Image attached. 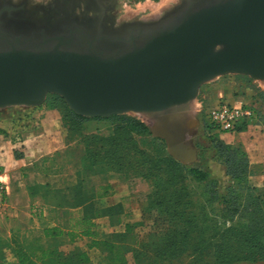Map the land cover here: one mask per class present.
<instances>
[{"label": "water", "instance_id": "95a60500", "mask_svg": "<svg viewBox=\"0 0 264 264\" xmlns=\"http://www.w3.org/2000/svg\"><path fill=\"white\" fill-rule=\"evenodd\" d=\"M26 4L0 0V110L56 95L83 118L153 116L151 134L180 158L187 147L171 125L203 84L227 75L264 82V0H186L153 24L118 31L104 27L100 0L84 16L88 27L70 12L51 30L34 25Z\"/></svg>", "mask_w": 264, "mask_h": 264}, {"label": "trees", "instance_id": "16d2710c", "mask_svg": "<svg viewBox=\"0 0 264 264\" xmlns=\"http://www.w3.org/2000/svg\"><path fill=\"white\" fill-rule=\"evenodd\" d=\"M255 93L260 103L254 109L255 118L237 131L249 124L264 126V94L258 89ZM46 105L59 110L67 133L66 144L83 146L82 162L115 171L124 178L126 172L140 173L151 185L143 208V224L147 226L148 220H153L151 225L160 222L163 227L150 228L143 240L137 239L133 230L128 235H115L113 244L118 247H106L108 264H130L129 257L131 264H264V190L250 183L253 174L246 155L223 143L217 134H210L206 123L204 129L216 162L225 168L229 178L224 197H220L217 181L206 172L173 160L165 142L152 138L143 122L126 115L106 119L79 117L57 96L49 98ZM89 121L107 122L115 133L108 138L95 136L94 142L92 134L81 138V126ZM139 138L147 141L151 154L138 148ZM92 146L98 147V153L92 152ZM93 155H101V161L97 162ZM94 211L92 208V216ZM87 212L90 214L89 208ZM13 246H20L15 238L0 237V264H5V252Z\"/></svg>", "mask_w": 264, "mask_h": 264}, {"label": "crops", "instance_id": "0c3cea01", "mask_svg": "<svg viewBox=\"0 0 264 264\" xmlns=\"http://www.w3.org/2000/svg\"><path fill=\"white\" fill-rule=\"evenodd\" d=\"M7 109L0 112V180L6 187L0 230L10 225V231L0 237L15 238L20 245L6 251L10 263L108 264L106 247L114 246L115 235L146 227L145 201L132 198L130 184L121 174L82 162L77 143L60 147L59 118L46 103L28 110ZM21 119L38 128L18 132ZM250 125L248 137L238 135L223 143L246 155L251 177L260 178L258 189L264 190V126ZM41 144L45 150L38 149ZM183 145L187 150L179 158L165 143L173 160L206 172L221 190L229 180L225 168L216 162L220 171L200 168L196 150Z\"/></svg>", "mask_w": 264, "mask_h": 264}, {"label": "rangeland", "instance_id": "374dc122", "mask_svg": "<svg viewBox=\"0 0 264 264\" xmlns=\"http://www.w3.org/2000/svg\"><path fill=\"white\" fill-rule=\"evenodd\" d=\"M6 2H11L13 4H18L24 0H2ZM27 1L26 6L28 8H35L39 7L40 11H45L46 15L50 14L54 16V18L60 17L62 13L55 15L51 14L52 12L49 10L48 5L50 4L51 0H25ZM56 1V0H55ZM60 1L61 6L70 5V9H66V11L71 12V15L74 17V19H80L81 17L87 16L88 18L93 17L94 13V6L91 2L92 9L88 10L85 13V6H83L81 3L79 5H73L71 1L73 0H67L68 2ZM186 1V0H185ZM184 0H100V3L102 7L104 8V27L111 30H120L124 26L128 25H135V24H153L158 19L162 18L163 16H167L172 14L173 12H176L179 10L182 5L185 2ZM64 2V3H63ZM26 3V2H25ZM68 3V4H67ZM183 3V4H182ZM58 11V8L55 7ZM65 8V7H64ZM61 11V10H60ZM51 12V13H50ZM68 19H65L64 22H66ZM70 21V20H69ZM60 23V22H58ZM108 32V31H107ZM264 90V84L263 82H255L250 80L248 77L240 76V75H227L224 77H219L217 79H214L212 81H209L205 84H203L198 92V95L196 99L192 102H190L186 107L182 109L180 113H178V119L174 120V123L171 125V132L173 136L179 140V143H185V144H191L192 149L196 150L198 154V161L197 166L200 168L209 166V169L216 168L218 171H220V166L216 163V157L215 152L213 150V146L205 132L204 125L205 120L207 118V113L213 106L217 105L220 101L225 102L227 104H234L236 102H241L247 107L251 106L253 109L257 108L260 103L258 99L255 97V90ZM56 95H48L46 97V100L44 103H47V100L49 98H55ZM59 97V96H57ZM60 98V97H59ZM61 99V98H60ZM62 100V99H61ZM64 102V101H63ZM65 104V103H64ZM66 105V104H65ZM5 110V109H2ZM0 110V112L2 111ZM7 110H28L27 107H11ZM55 113H52L53 115L58 116L59 122L57 124L58 127V139H59V146L63 147L66 145L65 137H67L66 129L63 128L62 122H61V116L58 109L54 110ZM128 117L134 118L136 120H139L143 122L145 125H147L149 128H154V126H157V121L154 119L153 116H143L138 114H132L127 113L124 114ZM121 116V115H119ZM21 119L17 125L16 128H18L19 124L21 122L25 123V127L20 129H17L18 132L23 133L26 129L33 128L32 130L38 128L37 126L30 127L33 124H29L27 120ZM35 119H31L33 121ZM27 122V123H26ZM29 124V125H28ZM107 126L109 123L107 122H95V121H89L86 123H83L81 126V129L79 131L81 138L87 137L90 134H92V142H94L93 137L98 136L101 138H108L110 137V133L113 132L112 128H109ZM248 126H251L250 124L245 126L243 129H240L236 133L233 134H222L218 138L222 142H229L231 138H237V136L242 135L241 138L248 137ZM152 138H156L159 140H162L161 138L157 136H153L151 134ZM224 138V139H223ZM164 141V140H163ZM64 143V144H63ZM138 148H143L146 152L151 154V147L149 144L147 145V141H142L141 138L137 139L136 141ZM230 144H233L230 141ZM94 145V144H93ZM47 146H43V144L38 146V149L45 150ZM81 148V153L83 151V146ZM92 152L98 153V147L92 146ZM97 162L101 161L102 156H96ZM203 158V159H202ZM106 160V159H103ZM216 162V163H215ZM126 172V171H125ZM126 180H128V183L130 184V191L131 196L134 198L137 203L144 202L146 199V195L149 192L151 185L148 181L143 180L140 177V173L130 172L127 174ZM250 183L260 188L261 186V179L256 177L250 178ZM229 185V180L225 181L223 185H221V194L220 197H224V191L223 189L226 188V186ZM194 191V190H193ZM226 194V193H225ZM136 204V203H135ZM6 210H4L1 215H4ZM151 221L148 220L146 227H138L135 228L134 234L137 239L143 240L145 239L146 234L149 232L150 228L158 227L156 230H160L163 227V224L151 225ZM160 221V220H159ZM235 229H237L235 227ZM10 231V225L1 226L0 234L4 235L7 233V231ZM14 231V230H11ZM234 232V231H233ZM232 234V232H231ZM4 263H10L9 256L5 252V256L3 257ZM129 262L131 264V260L129 257ZM180 264H183L180 263ZM194 264H203V263H196ZM239 264H261L260 262H254V263H239Z\"/></svg>", "mask_w": 264, "mask_h": 264}, {"label": "built area", "instance_id": "2783aa9c", "mask_svg": "<svg viewBox=\"0 0 264 264\" xmlns=\"http://www.w3.org/2000/svg\"><path fill=\"white\" fill-rule=\"evenodd\" d=\"M255 118L254 109L241 102L227 104L219 102L210 108L205 120L210 134H233L237 132L239 126ZM25 123L21 122L17 129L24 128ZM6 187L0 180V214L5 210Z\"/></svg>", "mask_w": 264, "mask_h": 264}, {"label": "bare ground", "instance_id": "6f19581e", "mask_svg": "<svg viewBox=\"0 0 264 264\" xmlns=\"http://www.w3.org/2000/svg\"><path fill=\"white\" fill-rule=\"evenodd\" d=\"M61 1L68 2L67 0H61ZM81 1H82V3H81ZM59 2H60L59 0H56V1L55 0H51V2H49L50 5H48L49 10L50 11L51 10L55 11L56 10L55 6ZM71 2L73 3V5H75V4L79 5L81 3L83 6H85V8H84L85 9V13L88 10L92 9V5H91L92 0H73ZM71 7L72 6H70V5L59 6L58 9H61V13L63 14V18L62 19H57V18H51L48 14L46 15L45 11L40 12V8L39 7H36L37 9H35V8H28V7L25 6V8L27 10V13H28V16L33 20L34 25L37 26V27H43L46 30H51L52 28L56 27L57 23L60 22V21H63V20L65 21V19H70V17H68V16H70L69 15L70 12L66 11V9L68 8V9L71 10ZM53 13H56V12H53ZM37 15H39V16H37ZM75 23H78L79 25H83L84 27H88L89 24H90L89 23V19L86 18V17H81L80 19L76 20ZM14 30L18 31V26H14ZM105 32H107V31H105ZM263 84H264V82H263Z\"/></svg>", "mask_w": 264, "mask_h": 264}]
</instances>
